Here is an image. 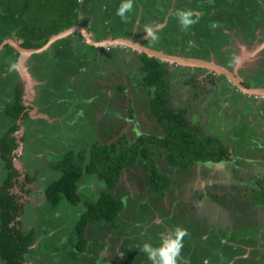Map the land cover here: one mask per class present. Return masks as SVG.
Here are the masks:
<instances>
[{
	"label": "rangeland",
	"instance_id": "374dc122",
	"mask_svg": "<svg viewBox=\"0 0 264 264\" xmlns=\"http://www.w3.org/2000/svg\"><path fill=\"white\" fill-rule=\"evenodd\" d=\"M115 1L118 6L119 0H95L100 8L98 15L92 18L88 13L89 6L83 4H88L89 0H1L0 34L6 32V38H12V41L18 43L22 41L23 36H30L32 30L38 38L49 26L51 31L48 36L75 26L84 29L86 33L87 30L90 31L93 39H96L92 36L95 35L94 31L100 33L101 39L129 36L133 41L150 43L153 48L163 52H171L178 45L179 55L188 52L186 49L190 45L195 46L194 42L188 46L187 41L192 37L187 33V29L179 33L184 36L182 40H177V37L175 39V33H168L169 20H173L171 16L190 0H178L183 2L181 6L176 0H166L169 3L160 13V18L164 17V21L160 22V18L153 19L154 22L150 21L153 16L147 15L148 12L145 11L146 8L149 11V6L153 7L154 2L157 5L160 0H136L137 3L142 2L138 3L141 6H137V15L135 17L132 12L128 13L127 20H121L115 14ZM214 1L215 8L225 6L222 0ZM6 2L11 7L8 8L9 11L6 9ZM64 13L62 20H54L62 17ZM5 18L10 20L9 24H2ZM68 20L72 22L70 26L66 25ZM57 26L60 27L56 29ZM38 27L44 31L35 30ZM145 28H151L157 33L159 38L156 42L147 37ZM56 40L57 43H53L56 46L70 48L60 54L66 55L67 64L61 63L58 67L50 64L49 72L61 69V73L56 72L58 75L54 74L51 81H48L49 76L45 80L38 74L41 70L37 69L39 57L33 61L29 59L32 71L26 63L28 56L23 60L25 70L32 76L30 81L20 71H17L18 75L15 72L7 75L4 66L0 67V75L4 74L3 77L0 76V112L12 98V91L5 88L8 82L6 79L11 80L9 84L21 83L25 103L30 105V102H35L41 110H45L44 105L48 104L51 110L70 111L75 104L67 121L55 123L52 129L50 125V128L46 126L50 123L44 119L36 120L39 126L34 125L32 121L25 126V141L28 145L24 152L23 147H19L15 159H18L21 165L28 160L25 165L28 164L26 166L31 168L30 171L35 169L38 175L35 177L36 181L31 186L28 185L31 198L36 203L43 202V195L40 194L44 181L50 175L56 176L58 173L51 171L48 162L58 159L64 152L88 149L94 141L106 144L115 142L121 147L124 142L120 139L123 137L127 142H132L141 133L161 134V128L147 110L149 94L141 84L143 72L139 67L138 53L134 52V49L128 50L118 44H103L105 48H90L78 30H73ZM55 45L42 50H46L45 57L48 60L51 57L53 62L59 58ZM203 47L204 42L198 43L195 48L201 50ZM261 47L262 43L258 44L252 40L248 45L242 39L236 38V53L238 58H242L239 64L241 69L235 71L239 79L245 78L251 67L259 66V60L264 57L263 53L258 52ZM215 57L214 59L218 60V56ZM0 63H3L1 59ZM166 67V79L170 86L169 105L174 109L184 108L191 124L199 125L205 135L218 137L227 146L230 158L215 163L195 162L189 168L173 171L172 186L164 195L150 190L147 179L148 162H145L143 167L137 164L123 170L118 183L112 188L115 196L123 197L124 206L121 213L114 219V224L90 222L87 225V246L79 253L77 259H71L69 254L74 251L75 242L72 226L84 210L83 203L95 200L101 192L102 182L93 176L83 175L80 180L81 188H78L80 201L76 205L62 199L59 205L52 209L49 205L28 201L21 216V228L34 227L39 231L40 227L44 230L39 233L31 252L27 253L26 257L29 256L32 264H141V261L151 264L144 252L139 254L136 249V253L130 251L132 246L139 249L138 244L142 245L145 241L158 246L160 242L156 235L171 233L180 225L188 231L186 239L189 238L192 243L195 239L194 244L200 241V246L204 245L207 234L203 231L207 225L201 222L210 224L212 217L220 222V226L223 224L226 233L232 230L229 234L233 236L232 239L235 238V248L226 241H229L230 237L213 235L212 237L227 242L224 251L228 255L221 254L222 257L214 258L215 261L213 257L206 256L202 264H240L236 260L242 257L241 264H264V206L254 204L251 195L254 179L264 174V98H260L263 105H259L258 97L238 94L232 86L233 83L230 84L223 77L214 75L213 81L205 79L206 74L211 71L207 68L171 61L166 62ZM229 69L232 70V67ZM42 73L46 74L47 71ZM46 87L50 88V91L52 88L50 100L42 93ZM35 105L29 111L30 116H45L44 112H36ZM4 118L0 117V136L6 131L2 130L3 122L9 121ZM52 120L55 122L56 119ZM22 131L23 128L20 127L15 136L20 139ZM40 150L41 152H37ZM154 151L153 156H162L161 148ZM14 163L17 162L14 160ZM161 163L162 161L156 160L158 166ZM1 167L0 161V173L3 172ZM20 169L23 170V167ZM47 170L50 171L49 175ZM161 170L167 169L161 167ZM21 193L29 195L25 190ZM197 217L198 222L193 221ZM171 220L174 225L169 224ZM152 223L161 229L158 230ZM212 226L214 227L213 224ZM154 231H157L156 235L152 234ZM198 231L202 232L200 238L197 237ZM240 246L244 249L241 254L237 250ZM127 250L132 255H129ZM187 261L188 258H184L181 262ZM0 264L4 263L0 261Z\"/></svg>",
	"mask_w": 264,
	"mask_h": 264
},
{
	"label": "trees",
	"instance_id": "16d2710c",
	"mask_svg": "<svg viewBox=\"0 0 264 264\" xmlns=\"http://www.w3.org/2000/svg\"><path fill=\"white\" fill-rule=\"evenodd\" d=\"M93 1L95 0H92V2ZM138 3L141 4L142 2ZM138 3L136 0H133L132 15H135V17L137 15V6H141L138 5ZM168 3L169 1L163 2L159 12H152L156 8L149 6V12L147 11L148 13H146L147 15L150 14L153 16L149 20L153 21V19H159L160 13L163 12L164 6ZM83 4L89 6L87 3ZM6 6L7 11H9L8 8L11 7L7 5V2ZM66 11L68 12L67 9ZM64 16L65 13L59 19L56 18L54 20H62ZM171 17L173 20H169L168 33L172 35V33L174 34L176 30L180 28V25L175 13ZM162 20L164 21V17L161 16L159 22ZM9 22L10 20L5 18L2 24H9ZM71 23L72 22L68 20L66 25L70 26ZM164 24L165 22L163 26ZM60 26H57L56 29ZM50 29L51 26L46 28L45 31L42 28H36L35 30L44 31L38 38L34 36V30H32L30 36L35 38V41L29 39L30 36H26L22 46L29 48L40 46L45 42L47 35H49L48 33L51 31ZM246 32L243 33L242 40L250 45L252 43V40L249 39L250 31L246 30ZM187 33L192 37L189 32ZM255 40L258 41V37ZM55 42L57 43V40ZM53 43L51 45L54 47L56 43ZM68 45L70 46L69 43ZM56 47V53L59 54V58H56L54 62L51 58L48 60L47 57H45L46 54L44 53L46 51L34 53L30 58L32 61L38 57L40 58L37 69L47 71L50 80L53 79V75L59 71L58 69H53L49 72L50 64L54 67L60 66L61 63H64L63 65L67 64L66 55L61 56L60 54L65 52L66 48H70L63 45H57ZM90 48L93 47L90 46ZM186 51L188 52L183 53L188 55L195 54V56H197V54L201 55V52H196L195 46L190 45ZM4 54L7 56L8 51L4 52ZM14 58L15 55L11 56V60L7 58L9 61L8 64L14 63ZM139 61L140 69L143 72L142 84L149 92L147 110L148 113L155 118L157 125L161 128V134L141 133L138 134L132 142H127L123 137L120 139V141L124 142L121 147L115 142L106 144L96 141L92 142L88 149L81 148L76 152L68 150L60 159L49 162L50 168L60 171L58 178L49 182L45 187L46 197L52 206L59 205L62 199H65L70 204H76L80 197L77 191L78 183L83 175L93 176L99 179L103 184V189L95 200L85 201L84 211L77 217L72 226L75 241V250L71 251L72 259H75L78 253L84 251L86 248L87 238L85 237V228L90 221H106L113 223L115 217L123 209V197L115 196L112 191V188L118 183L120 174L123 170L136 166L137 164L143 167L145 165L144 163L148 162L149 173L147 179L150 190L161 195L171 184L173 171L189 168L195 162L215 163L230 158L227 146H225L218 137L203 134L199 125L191 124L184 108L174 109L168 104L170 86L166 79V62L154 56L149 57L145 54L140 55ZM26 63L30 65L29 60H27ZM60 73L61 69L58 74ZM260 80H264V78ZM12 91V98L6 102L3 112L4 115L15 120L21 112H23L25 107L21 101V87L15 84ZM49 91L50 89L48 88V93L52 92V88L51 91ZM23 115L24 118H26L27 114L23 113ZM15 145L14 137L11 136L8 131L0 136V158L4 162L3 172L0 173V261L4 264H28L25 254L28 253L29 247L34 243L37 234L34 229L23 232L16 226L18 222L14 221L15 215L21 210V206L17 204L14 196L11 193L9 194L8 191L17 181L18 171L13 167L11 160V151ZM156 148H161V157H159V155L157 157L153 156L155 153L154 149ZM156 160L162 161L167 169L166 172L160 171L156 164ZM27 179H31L29 175H27ZM251 188L253 203L264 206V174L254 179ZM212 212L214 211L212 210ZM199 214H197V216ZM193 221L198 222V217ZM210 221V224L201 222V224L207 225L203 231L207 234L204 245L201 244L200 246V241L194 244L196 241L195 239L192 243L189 238H185L177 264H202L207 257H213V261H215L214 258H221V254L228 255L224 251V248L227 247L226 244L228 240L225 242L223 239H215L212 236L225 235L230 238L233 236L229 234L230 231L226 233L227 231L223 228V224L220 226V222L213 220V217ZM11 222H13L12 225L10 224ZM169 222L170 225L175 224L172 220ZM152 226L155 228L157 227L158 230L161 229L153 223ZM250 227L251 226H249V231ZM252 231H254V229H252ZM198 232L199 235L197 237L200 238L202 232ZM158 238L160 242V236ZM138 246L139 249L137 246H132L130 251L136 253V249L142 254L143 252L140 250L141 245L138 244ZM128 254L132 255L130 253ZM184 258H188L187 263L181 262L184 261ZM241 259L242 258L237 259L236 261L241 264V262H243ZM141 264L146 263L141 261Z\"/></svg>",
	"mask_w": 264,
	"mask_h": 264
},
{
	"label": "flooded vegetation",
	"instance_id": "af4514ba",
	"mask_svg": "<svg viewBox=\"0 0 264 264\" xmlns=\"http://www.w3.org/2000/svg\"><path fill=\"white\" fill-rule=\"evenodd\" d=\"M144 1H148V0H144ZM165 1L166 0H160V2H158L157 5L154 2L153 8L155 7L156 9H154L152 12H154V11H158L159 12L160 7L162 6L163 2H165ZM176 1L178 2V0H176ZM222 1L224 2L225 6L224 7L221 6V7H218V8L216 7L215 8L213 5L216 3V1H214V0H190L186 6L181 8V9H190L195 14H197V16H198V19H196V22L194 24L190 25L187 28V32H189L192 35V38H189L187 43H189L188 44V46H189L190 44H193V42H194V45L196 47V45L198 43H203L204 42L203 49L200 50L198 48V50H196V48H195L196 52H198V53L201 52V55L197 54V56H195V54L194 55H190V54L188 55L186 53H183V54L179 55L178 51H180V49H179L180 47L178 45H176L177 48H175V50L172 49L171 52L170 51H168V52L167 51H164V52L161 51V52H163L164 54L170 55V56L184 57V58H193V59H196V60L204 61V62H206L208 64L202 65V66L189 65V64H186V65H188V66H196V67L198 66V67H201V68L203 67V68L210 69L211 71L206 74L207 77L205 76L206 77L205 79H210V81H213L214 75H218V77H221V78L223 77L230 84L233 83L232 86L236 88V90L239 92L238 94H240V93H242L243 95L249 94L250 97H255V98L258 97L259 100H260L261 97L264 98V94H263V92H264V80H260L261 78H264V57H262L259 60V62H258L259 66L258 67L257 66L251 67V69H249L247 71L248 73L245 76V78L239 79L235 71L238 70V69H241L239 64L242 61V58L241 59L238 58L237 53H236V38L242 39L243 33L246 32V30L250 31V40H253V41H255L258 44L262 43V47L258 50V52L260 51L261 53L264 54V37L262 35L264 33V0H222ZM114 3H115V9H116L117 2L115 1ZM182 3L183 2H178V4L180 6L182 5ZM147 4H149V3H147ZM88 5H89V10H90L88 13L91 14L90 16L92 18L97 16L98 15V11H99L98 9L100 8L97 5V3L95 1L92 2L91 0H89ZM238 6H240V7H238ZM145 11L146 12L148 11L147 8H146ZM182 30H184V29H182L181 26H180L179 29L176 30L175 39H176V37H177V40L184 39V36L182 37L181 35H179V33H182ZM94 32H95V35L92 34V36L96 37V39H93L91 37L92 40L97 41V42H100V41L101 42L102 41L107 42V40H109V39H101V38H99V37H101L100 33L98 31H94ZM261 32H262V34H261ZM78 33L82 34L80 31H78ZM87 33H90V31L87 30ZM7 34L8 33H6V32H2L0 34V37H1V40H0V54H2L0 59L3 62V63H0V64H2L0 67L4 66V70H6L5 72L8 75V74H13L14 72L17 73V71H20L18 68L13 69V71L9 70L11 64H8L9 61L7 60V58L9 60H11V56L15 55V58L13 60H14V63L16 65L18 64V67H19L20 51L16 47V45L20 46L22 48H27V49L29 47L22 46L26 36H23L22 41H19L18 43H16V42L12 41V38H9V37L6 38ZM246 34H247V32H246ZM50 36L47 35V38H46L45 42H43V44H41L40 46L31 47V48H41V49L39 51H34V52H31V53L27 54L28 60L31 58L32 54L38 53V52H45L46 50L45 51H42V50H44L47 46H51L53 41L49 42ZM30 37H29V39L35 41V38H33V37L30 38ZM257 37L259 39L258 41L255 40ZM59 38H61V37H59ZM59 38H57V39H59ZM113 38H124V39L132 41L133 43H137V44L141 45L142 47H147V48L156 50V48H153L150 43L149 44H144V42H141V41H137L136 42V41L131 40L129 36H121V35H119V36H116V37H113ZM113 38H110V39H113ZM55 40H54V42H55ZM86 44H87L88 47L92 46L93 48H101V47L105 48L106 47L103 44L102 45H93V44H90L88 42ZM109 44H114V43L108 42V45ZM115 45H117V44H115ZM118 45H121V44H118ZM122 46L127 47L126 49H128V50L134 49V52L138 53L137 54V58L138 59H139L141 54H145V55L151 57L146 52H144V50L138 49L137 47H133V46H131L129 44L122 45ZM107 49H110V47L109 48L107 47ZM6 51H8L7 56L4 54V52H6ZM45 54L47 56V52H45ZM215 55L218 56V60L214 59V58H216ZM156 58H158V57H156ZM159 59L161 61H163V62H168V60L161 59V58H159ZM212 59H214L215 61L213 62ZM6 61H7V63H6ZM171 62H178V61L172 60ZM40 64H42V63H40ZM217 66L223 68V72L222 71L219 72L216 69ZM29 67H30V65H29ZM139 67H140V65H139ZM229 67H232V70L229 69ZM233 68H234V70H233ZM29 69L31 70V67ZM43 71L44 70L39 71L38 74L42 75L44 77V79L47 80L48 75H46L47 73L46 74L42 73ZM28 74H29V72H28ZM17 75H18V73H17ZM0 76L3 77L4 74L0 75ZM31 79H32V76H31ZM6 80L8 82L5 84V88L10 89V91L13 90L15 84L21 87V101H22V103H23V105L25 107L23 112H21V114L15 120H12L9 116L4 115L3 110H1V112H0V115L3 117V119H5L4 117H6V119L7 118L9 119V121L7 120V122H3V125H2L3 126V128H2L3 132L6 129V131H8L10 133V135L14 137V142L16 144L14 146V148L12 149V151H11V154H12L11 160H12L13 167L16 168L17 171H18L17 181L13 184V186H11L8 189V191H9V194L11 193L14 196V199L17 201V204L21 206L20 212L17 215H15V218H14V221L18 222L16 226L19 227L23 232H27L30 229H34L35 233L37 234L36 238H35V241H34V243H35L37 241L39 235H40L39 233L44 232L43 228L40 229V227H38V229L40 231L39 232L34 227H30L28 229H23V227L21 228L20 225H21V216H22L23 211L25 209V204L28 201H31L32 203H36V201H34V199L31 198L32 195H30V193H29L30 192L29 191L30 190L29 187L32 185V183H34L36 181L35 177H37L38 175L36 174L35 169L30 171L31 168L27 167L28 164H26L27 166L25 165V163H27L28 160H25V162L21 165L19 163L18 159H15V158H17L16 153H17V150L19 149V147L20 148L23 147V152H24L26 146L28 145L26 143V141H25V137H26V134H27L26 127H25L26 125L31 123V121L34 122V125L35 124L37 125L36 120L44 119L45 121L50 123V124H48L46 126L48 128H50L49 127V125H50L51 126L50 129H52V127H53V125L55 123L59 124L60 122L62 123L65 120L67 121V119L70 117V113L74 109V105L75 104L70 108V111L51 110V109H49V105L48 104L44 105V107H46L45 110H43V109L41 110L40 106L35 105L34 101H33L34 103L30 102V105L25 103V100H24V97H23L24 93H22L23 86H21V83L15 82L14 84H9V83H11V80L10 79H6ZM48 81H51V80L48 79ZM141 84H142V77H141ZM142 86L145 87L143 84H142ZM68 87H70V86L68 85ZM146 90H147V88H146ZM67 91H71V90L67 89ZM12 92H11V96H12ZM147 92H148V90H147ZM42 93L44 94L45 98L51 99L50 94L52 92L48 93V88L47 87H46V90H44ZM148 94H149V92H148ZM73 96L74 95H72V98H73ZM62 97H63V95H62ZM79 98H81V97H79ZM82 99L83 98H81V100ZM81 100H79V101H81ZM79 101L76 103L77 108L79 107ZM48 103H49V101H48ZM34 105H35V107H37L36 112L37 113L44 112L45 116H40V117L36 116V118H32L30 116V114H29V111H30V109L33 108ZM259 105H263L261 100L259 102ZM23 113L27 114L26 118H24ZM51 118L52 119H56L55 122ZM12 126H14V127H12ZM37 126H39V125H37ZM20 127L23 128V131H22V133L20 135V139H19V138H17L15 136V132H17V130ZM42 129H43V127H42ZM160 131H161V129H160ZM94 142H96V141H94ZM37 152H41V150L37 151ZM64 153H63V155H64ZM20 156L22 157L23 153ZM61 157H59L58 159H60ZM58 159H55L54 161H56ZM14 160L17 162L16 164L14 163ZM0 161H1V164H2L1 169L3 170L4 162L1 160V158H0ZM50 162H52V161H50ZM48 164H49V162H48ZM21 166L23 167V170L20 169V168H22ZM161 167L162 168H166L163 163H161L160 166H158V168L160 169L161 172H166V171H162ZM42 169H45V168H42ZM50 169H51V171L54 170L52 168H50ZM54 171L58 172L57 175L56 176L50 175V177L47 180L44 181L45 184H44L43 190H41V194H40V195H43V198H42L43 202L40 201V202L36 203L38 205H40V204L41 205L42 204L49 205L52 209L56 208L57 205L56 206H52L49 203V201H48V199L46 197L45 187H46L47 184H49V182L57 179L58 176L60 175V171H58V170H54ZM49 173H50V171L47 170V174L48 175H49ZM27 175H29V177L31 178L30 180L27 179ZM172 183H173V181H172ZM28 185H30V186L28 187ZM170 186H172V184L169 185V187ZM78 188H81L80 182L78 183ZM168 188H166L165 191ZM24 190H25V193L29 194V195L25 196L24 193L22 194L21 191H24ZM77 191L79 193V189H77ZM165 191H164V193H165ZM164 193L161 194V195H164ZM79 196H80V194H79ZM24 198H26V199H24ZM79 201H80V197H79ZM89 201H93V200H89ZM76 204H71V205H76ZM83 204H84V209H85V202ZM83 211L84 210H82L80 212V214ZM121 211H120V213H121ZM56 215H58V211L57 210H56ZM90 222H106V221H90ZM12 223L13 222H11L10 224L12 225ZM110 224H114V222L110 223ZM87 225H86V227H87ZM230 231H232V230H230ZM72 232H73V230H72ZM154 232L152 234L156 235L157 231H154ZM158 236H161V235H156L157 238H158ZM85 237H86V235H85ZM233 239H235V238H233ZM233 239L229 238L228 242L232 244L233 248H235V242H234ZM32 245L29 247L28 252H31V250L33 249V248H31ZM242 246H240L239 248L237 247V250L239 249L238 250L239 254L243 253L242 250H244V249L241 248ZM74 250H75V245H74ZM79 253H78V255H79ZM69 254H70V257H71V252H69ZM25 256H27V254H25ZM248 257L249 256H244V258H248ZM26 258H27L26 260H27L28 264H32L33 263V262L30 261L29 256L26 257ZM77 258H78V256L75 259H77Z\"/></svg>",
	"mask_w": 264,
	"mask_h": 264
},
{
	"label": "clouds",
	"instance_id": "9594fccd",
	"mask_svg": "<svg viewBox=\"0 0 264 264\" xmlns=\"http://www.w3.org/2000/svg\"><path fill=\"white\" fill-rule=\"evenodd\" d=\"M133 10V0H119V4L115 9V14L121 18V20L128 19V13ZM177 21L182 29H187L190 25L196 22L198 19L190 9H177L175 12ZM145 32L148 38L152 42L158 40V35L151 28H145ZM16 64L10 65V69H15ZM188 235L186 228L177 226L171 233L164 234L160 238L158 246L145 241L140 250L144 252L147 258L151 261V264H177L178 257L180 256L181 248L183 247L184 238Z\"/></svg>",
	"mask_w": 264,
	"mask_h": 264
},
{
	"label": "water",
	"instance_id": "95a60500",
	"mask_svg": "<svg viewBox=\"0 0 264 264\" xmlns=\"http://www.w3.org/2000/svg\"><path fill=\"white\" fill-rule=\"evenodd\" d=\"M73 30L80 31L83 34V36L85 37V39L87 40V42L90 43V44H93V45L108 44V42L114 43V44H121V45H127V44H129V45H131L133 47H137L138 49L144 50V52H146L150 56H155V57H158V58H161V59H165V60H168V61L176 60V61L181 62L183 64L199 65V66L208 64V63H206L204 61L196 60V59H193V58H184V57L170 56V55L164 54L163 52H161L159 50H153V49H150V48H147V47H142L141 45H139L137 43H133L132 41L127 40V39H124V38H113V39L107 40V42H105V41L97 42V41L92 40L91 35L89 33H86L84 31V29L79 28V27H75V26L69 27L67 29H63V30H61V31H59V32L51 35L50 36V39H49V42H52V41H54L55 39H57L59 37L65 36L68 33L72 32ZM16 47L20 51L19 67H18V69L30 81L31 76L25 70V66H24L23 60L27 56V54H29L31 52H34V51H39L41 48H28L27 49V48H22V47L17 46V45H16ZM216 69L219 72L220 71L223 72V68H221V67H218L217 66ZM263 94H264V92H263Z\"/></svg>",
	"mask_w": 264,
	"mask_h": 264
},
{
	"label": "crops",
	"instance_id": "0c3cea01",
	"mask_svg": "<svg viewBox=\"0 0 264 264\" xmlns=\"http://www.w3.org/2000/svg\"><path fill=\"white\" fill-rule=\"evenodd\" d=\"M246 49V48H245ZM244 56H246L245 54H243Z\"/></svg>",
	"mask_w": 264,
	"mask_h": 264
}]
</instances>
